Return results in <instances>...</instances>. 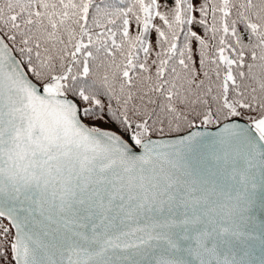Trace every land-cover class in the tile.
<instances>
[{
	"label": "snow or ice",
	"instance_id": "6c2138e0",
	"mask_svg": "<svg viewBox=\"0 0 264 264\" xmlns=\"http://www.w3.org/2000/svg\"><path fill=\"white\" fill-rule=\"evenodd\" d=\"M0 264H264V0H0Z\"/></svg>",
	"mask_w": 264,
	"mask_h": 264
}]
</instances>
